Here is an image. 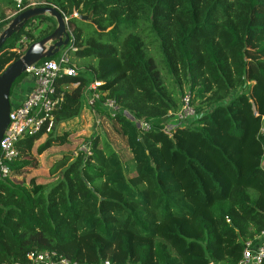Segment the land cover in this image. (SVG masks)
<instances>
[{
    "label": "trees",
    "instance_id": "obj_1",
    "mask_svg": "<svg viewBox=\"0 0 264 264\" xmlns=\"http://www.w3.org/2000/svg\"><path fill=\"white\" fill-rule=\"evenodd\" d=\"M19 1L0 0V32L28 8L30 0ZM45 6L68 20L69 67L77 71L53 83L62 100L51 130L24 135L0 179V264H30L28 255L45 252L77 264H238L245 244L264 232V0L35 4ZM55 26L43 16L12 35L0 74ZM92 83L99 100L90 111L115 127L129 162L95 134L53 182L14 181L36 167V141L46 136L41 155L57 130L89 111ZM186 94L194 116L179 120ZM171 119L179 124L168 127Z\"/></svg>",
    "mask_w": 264,
    "mask_h": 264
},
{
    "label": "built area",
    "instance_id": "obj_2",
    "mask_svg": "<svg viewBox=\"0 0 264 264\" xmlns=\"http://www.w3.org/2000/svg\"><path fill=\"white\" fill-rule=\"evenodd\" d=\"M20 1L17 0V3ZM35 7V4H29L28 8ZM74 17H77L74 14ZM66 19V18H65ZM25 39L21 42L24 43ZM60 54L57 60L44 61L34 65L26 70V73L33 78L34 85L29 93L22 99L15 97L10 102L9 124L0 140V179L10 175L8 164L18 157L17 143L24 135H35L42 130L49 132L53 126L52 112L58 107L62 100V95L55 96L53 83L61 76L75 77L76 71L69 67V50ZM98 84L92 83L87 89L85 95V107L92 110L95 101L99 100V94L96 92ZM190 96L186 94L183 98V107L176 115L179 120L191 118L194 116L193 110L189 107ZM112 114L117 112L112 101L103 102ZM144 130H149L147 125H139ZM88 144L84 143L79 151L88 152ZM30 264H77L68 259L56 255L54 252H45L37 255L27 256ZM264 263V232L258 239L257 244H245L241 260L238 264H263ZM102 264H109L104 262Z\"/></svg>",
    "mask_w": 264,
    "mask_h": 264
},
{
    "label": "rangeland",
    "instance_id": "obj_3",
    "mask_svg": "<svg viewBox=\"0 0 264 264\" xmlns=\"http://www.w3.org/2000/svg\"><path fill=\"white\" fill-rule=\"evenodd\" d=\"M37 1L38 0L29 1V4H36ZM68 56L71 59L73 58L74 54L69 51ZM75 64L76 63H74V65ZM75 68H77L76 65ZM27 76L30 75L27 74L26 77ZM26 77H24V79ZM13 98L14 97L11 96L10 102H12ZM95 116L96 115L93 114L92 111H85L81 118L70 124L69 127L63 128V130H57L58 135L57 137H55L56 141L54 145L51 146L47 151H45L41 155H38L35 151L36 148L42 145L46 140V136H42V138L35 142V150L33 151V158L36 167H26L20 176L12 177V179L16 182H21L22 180L26 185L29 186H31V184L44 185L53 182L58 176V174L61 172V170L65 167V164L71 159V157L75 156V154L82 147V145L86 143L90 139V137L95 134H106L108 140L113 143L117 150L121 151L123 162H129L130 155L126 151L123 142L115 133V127H113L112 124L108 123L105 118H95ZM98 120L100 122L99 126L96 125V122ZM178 124L179 123L175 119H171V122H169L167 126L173 127L177 126ZM63 131H67L68 136L66 140L61 142L60 138L62 136ZM251 152H254V150ZM262 167L264 170V164H262Z\"/></svg>",
    "mask_w": 264,
    "mask_h": 264
},
{
    "label": "water",
    "instance_id": "obj_4",
    "mask_svg": "<svg viewBox=\"0 0 264 264\" xmlns=\"http://www.w3.org/2000/svg\"><path fill=\"white\" fill-rule=\"evenodd\" d=\"M48 16L55 21V29L53 32L29 45L23 55L8 65L0 74V140L9 124L10 112V91L14 82L26 72V70L40 61L52 58L57 55L61 49L68 48L70 43L68 20L65 19L54 7H30L16 16L5 26L0 32V50L5 42L12 35L18 34L25 25L40 17ZM82 21H88L90 18L86 16L78 17ZM129 117V115H127ZM264 125V122H263Z\"/></svg>",
    "mask_w": 264,
    "mask_h": 264
},
{
    "label": "crops",
    "instance_id": "obj_5",
    "mask_svg": "<svg viewBox=\"0 0 264 264\" xmlns=\"http://www.w3.org/2000/svg\"><path fill=\"white\" fill-rule=\"evenodd\" d=\"M30 1H32V0H30ZM4 13H5L7 18H10L14 14L10 10H4ZM9 13H11V14H9ZM33 85H34L33 78L31 76H27L24 80H22L14 88V90H13L14 94H12L13 95L12 97H15L16 99L19 98V100H22L29 93V91L32 89Z\"/></svg>",
    "mask_w": 264,
    "mask_h": 264
}]
</instances>
